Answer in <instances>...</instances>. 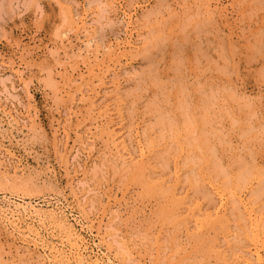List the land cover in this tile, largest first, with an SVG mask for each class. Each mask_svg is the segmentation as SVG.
I'll use <instances>...</instances> for the list:
<instances>
[{
    "label": "rangeland",
    "instance_id": "1",
    "mask_svg": "<svg viewBox=\"0 0 264 264\" xmlns=\"http://www.w3.org/2000/svg\"><path fill=\"white\" fill-rule=\"evenodd\" d=\"M263 34L264 0H0V205L54 209L86 264H258ZM19 225L0 210V264H76L56 223Z\"/></svg>",
    "mask_w": 264,
    "mask_h": 264
},
{
    "label": "bare ground",
    "instance_id": "2",
    "mask_svg": "<svg viewBox=\"0 0 264 264\" xmlns=\"http://www.w3.org/2000/svg\"><path fill=\"white\" fill-rule=\"evenodd\" d=\"M257 1V0H256ZM262 1V0H261ZM259 2V1H258ZM201 13V12H200ZM213 19V18H212ZM195 25V24H194ZM164 29V28H163ZM160 30V29H159ZM214 30V29H213ZM221 30V29H220ZM262 30V29H261ZM260 30V31H261ZM153 32V31H152ZM185 33V32H184ZM192 33V32H191ZM216 33V32H215ZM261 33V32H260ZM78 35V34H77ZM163 35H165V34H163ZM185 35V34H184ZM264 35V34H263ZM219 36V35H218ZM171 37V36H170ZM154 38H155V36H154ZM156 39V38H155ZM186 39V38H185ZM218 39H219V37H218ZM148 40V39H147ZM188 40H189V38H188ZM222 40V39H221ZM224 40V39H223ZM166 41H167V39L166 40H164V42L166 43ZM148 42V41H147ZM163 42V43H164ZM176 42V41H175ZM248 42V41H247ZM150 43V42H149ZM215 43V42H214ZM161 44H162V42H161ZM183 44H185V43H183ZM183 44H181V45H183ZM223 44V43H222ZM250 44V43H249ZM253 45V44H252ZM162 46V45H161ZM178 46V45H177ZM230 46V45H229ZM159 47V46H158ZM226 47V46H225ZM263 47V46H262ZM262 47H259V48H262ZM191 48V47H190ZM176 49V48H175ZM193 49V48H192ZM224 49V48H223ZM222 49V50H223ZM256 49V48H255ZM177 50V49H176ZM199 50V49H198ZM234 50V49H233ZM150 51V50H149ZM157 51H159V50H157ZM249 51H250V49H249ZM261 51V50H260ZM203 52H205V50L203 51ZM58 53V52H57ZM196 53V52H195ZM224 53H225V50H224ZM255 53H256V50H255ZM255 53H253V54H255ZM259 53V52H258ZM252 54V55H253ZM193 55V54H192ZM195 56V55H194ZM211 56V55H210ZM222 56V55H221ZM225 56H227V55H225ZM254 56V55H253ZM202 57H204V55L202 56L201 55V58ZM206 57V59H208L209 58V56H208V54L205 56ZM208 57V58H207ZM190 58V57H189ZM219 58H222V57H219ZM228 58V57H227ZM226 58V59H227ZM236 58V57H235ZM194 59V58H193ZM198 59V58H197ZM234 59V58H233ZM250 59H252V57L250 58ZM254 59V58H253ZM252 59V60H253ZM227 60H229V59H227ZM151 61H152V59H151ZM201 61V60H200ZM199 61V62H200ZM230 61V60H229ZM214 62V61H213ZM219 62V61H218ZM222 62V61H221ZM228 62V61H227ZM152 63V62H151ZM182 63V62H181ZM184 63V62H183ZM217 64V63H216ZM246 64V63H245ZM205 65V64H204ZM230 65V64H229ZM196 66H199V65H196ZM176 67H177V63H176ZM180 67V66H179ZM186 67V66H185ZM229 67V66H228ZM153 68V67H152ZM240 68V67H239ZM173 69H175V67H173ZM152 70V69H151ZM150 70V71H151ZM207 70V69H206ZM230 70V69H229ZM156 71V70H155ZM178 71V70H177ZM199 71V70H198ZM232 71V70H231ZM235 71V70H234ZM250 71V70H249ZM216 72H217V70H216ZM223 72H226V71H223ZM157 73V72H156ZM230 73V72H229ZM228 73V74H229ZM234 73V72H233ZM152 74V73H151ZM207 74V73H206ZM172 75V74H171ZM225 75V74H224ZM230 75V74H229ZM240 75V74H239ZM150 76V75H149ZM157 76V75H156ZM155 76V77H156ZM181 76H182V74H181ZM233 75H231V77H232ZM158 77H159V74H158ZM163 77V76H162ZM227 77H229V76H227ZM255 77V76H254ZM145 78V77H144ZM182 78H183V76H182ZM202 78V77H201ZM209 78V77H208ZM208 78H206V79H208ZM224 78V77H223ZM154 79V78H153ZM171 79V78H170ZM181 79V78H180ZM255 79V78H254ZM258 79V78H257ZM74 80H76V79H74ZM150 80V79H149ZM234 80V79H233ZM153 81V80H152ZM150 82V81H149ZM205 82V81H204ZM203 82V83H204ZM206 82H207V80H206ZM216 82V81H215ZM170 83V82H169ZM172 83V82H171ZM181 84H183L182 82H180ZM185 84V83H184ZM229 84V83H228ZM154 85V84H153ZM156 85V84H155ZM176 85V84H175ZM213 86V85H212ZM188 86H186V88H187ZM206 87V86H205ZM231 87V86H230ZM229 87V88H230ZM172 88V86L170 87V89ZM207 88V87H206ZM238 89V88H237ZM185 90V89H184ZM190 91V90H189ZM232 91V90H231ZM230 91V92H231ZM192 92V91H191ZM190 92V93H191ZM229 92V93H230ZM162 93H164V92H162ZM170 93H171V90H170ZM184 93H185V91H184ZM183 93V94H184ZM237 93V92H236ZM235 93V94H236ZM241 93V92H240ZM202 94V93H201ZM245 95V94H244ZM163 96V95H162ZM169 96V95H168ZM221 96V95H220ZM199 97V96H198ZM226 97H228V96H226ZM252 97V96H251ZM186 98V97H185ZM170 99V98H169ZM187 99V98H186ZM231 99V98H230ZM169 101V100H168ZM209 101H212V100H209ZM242 101V100H241ZM189 102V101H188ZM206 102V101H205ZM208 102V101H207ZM206 102V103H207ZM215 102V101H214ZM157 103H158V101H157ZM165 103V102H164ZM176 103V102H175ZM175 103H174V105H175ZM190 103V102H189ZM167 105V104H166ZM172 105V104H171ZM237 105V104H236ZM250 105V104H249ZM252 105V104H251ZM170 107V106H169ZM202 107H204V106H202ZM227 107V106H226ZM244 107V106H243ZM170 109V108H169ZM175 109V108H174ZM173 109V110H174ZM235 109V108H234ZM177 111V110H176ZM175 111V112H176ZM210 111V110H209ZM250 111V110H249ZM163 112V111H162ZM161 113V112H160ZM166 113H167V111H166ZM193 113V112H192ZM259 113V112H258ZM168 114V113H167ZM166 114V115H167ZM9 115V114H8ZM186 115V114H185ZM2 116V115H1ZM153 116V115H152ZM168 116H169V114H168ZM257 116H258V114H257ZM159 117V116H158ZM261 117V116H260ZM8 118V117H7ZM6 118V119H7ZM164 118V120H165V117H162V119ZM216 118V117H215ZM224 118V117H223ZM191 119V118H190ZM233 119H235V118H233ZM9 120V119H8ZM170 120V119H169ZM3 121V120H2ZM11 121V120H10ZM18 121V120H17ZM1 122V121H0ZM175 122V121H174ZM182 122V121H181ZM187 122V121H186ZM214 122H215V120H214ZM220 122V121H219ZM262 122V121H261ZM13 123V122H12ZM157 123V122H156ZM178 123V122H177ZM225 123V122H224ZM250 123H251V121H250ZM194 124V123H193ZM192 124V125H193ZM222 124V123H221ZM247 124V123H246ZM16 124H14V126H15ZM181 125V124H180ZM179 125V126H180ZM201 125V124H200ZM216 125V124H215ZM6 126V125H5ZM176 126V125H175ZM183 126V125H182ZM191 126V125H190ZM258 126H259V124H258ZM12 127V126H11ZM10 127V128H11ZM219 127V126H218ZM244 127V126H243ZM264 127V126H263ZM165 128V127H164ZM212 128V127H211ZM240 128V127H239ZM12 129V128H11ZM196 129V128H195ZM198 129V128H197ZM105 130V129H104ZM193 130V129H192ZM230 130H231V126H230ZM248 130V129H247ZM253 130V129H252ZM107 131H109V128H108V130ZM165 131V130H164ZM172 131V130H171ZM195 131V130H194ZM224 131V130H223ZM236 131V130H235ZM244 131V130H243ZM249 132H250V130H248ZM248 131H246V132H248ZM253 131H255V130H253ZM1 132V131H0ZM176 132V131H175ZM203 132V131H202ZM2 133V132H1ZM0 133V134H1ZM7 133V132H6ZM163 133V132H162ZM201 133V132H200ZM214 133V132H213ZM251 133V132H250ZM4 134V133H3ZM111 134H112V131H111ZM157 134V133H156ZM161 134V133H160ZM177 134V133H176ZM204 134H205V132H204ZM209 134V133H208ZM226 134V133H225ZM259 134V133H258ZM14 135V134H13ZM110 135V134H109ZM248 135V134H247ZM257 135V134H256ZM6 136V135H5ZM10 136V135H9ZM165 136V135H164ZM163 136V137H164ZM170 136V135H169ZM245 136V135H244ZM243 136V137H244ZM251 136V135H250ZM13 137V136H12ZM11 137V138H12ZM113 137V136H112ZM161 137V136H160ZM220 137V136H219ZM228 137V136H227ZM241 137V136H240ZM260 137H261V135H260ZM162 138V137H161ZM180 138V137H179ZM178 138V139H179ZM165 139V138H164ZM163 138H162V141L164 140ZM199 139V138H198ZM224 139H226V137L224 138ZM244 139V138H243ZM251 139V138H250ZM250 139H248L249 141H250ZM263 139V138H262ZM234 140V139H233ZM253 140H255V139H253ZM13 141V140H12ZM149 141H150V139H149ZM169 141H170V139H169ZM179 141V140H178ZM178 141H177V143H178ZM2 142V141H1ZM190 142V141H189ZM196 142V141H195ZM216 142V141H215ZM241 142V141H240ZM257 142V141H256ZM261 142V141H260ZM263 142V141H262ZM228 143V142H227ZM116 144V143H115ZM189 144V143H188ZM187 144V145H188ZM192 144V143H191ZM199 144V143H198ZM237 144V143H236ZM264 144V143H263ZM166 145V144H165ZM169 145V144H168ZM178 145V144H177ZM2 146V145H1ZM150 146H152V145H150ZM167 146V145H166ZM216 146V145H215ZM244 146V145H243ZM255 146H257V145H255ZM147 147V146H146ZM214 147V146H213ZM216 147H218V146H216ZM248 147V146H247ZM2 148V147H1ZM0 148V149H1ZM124 148V147H123ZM177 148H179V147H177ZM210 148V147H209ZM219 148V147H218ZM229 148V147H228ZM254 148V147H253ZM175 149V148H174ZM176 150V149H175ZM209 150V149H208ZM229 150V149H228ZM242 150H244V149H242ZM251 150V149H250ZM154 151V150H153ZM142 152V151H141ZM209 152H211V151H209ZM218 152H220V151H218ZM244 152H246V151H244ZM2 153V152H1ZM183 153V152H182ZM191 153V152H190ZM189 153V154H190ZM208 153V152H207ZM217 153V152H216ZM215 153V154H216ZM247 153V152H246ZM253 153H255V151L253 152ZM106 154V153H105ZM111 154V153H110ZM242 153H240V155H241ZM244 154V153H243ZM242 154V155H243ZM256 154V153H255ZM117 155V154H116ZM184 155V154H183ZM213 155V154H212ZM220 155V154H219ZM249 155V154H248ZM248 155H247V157H248ZM235 156V155H234ZM122 157V156H121ZM212 157V156H211ZM219 157V156H218ZM217 157V158H218ZM215 158V157H214ZM232 158V157H231ZM254 158V157H253ZM257 158V157H256ZM124 159V158H123ZM219 159V158H218ZM246 159V158H245ZM255 159V158H254ZM242 160H244V159H242ZM248 160V159H247ZM253 160V159H252ZM146 161V160H145ZM192 161V160H191ZM204 161V160H203ZM219 161H221L220 159H219ZM213 162V161H212ZM251 162V161H250ZM255 162V161H254ZM256 162H257V160H256ZM262 162V161H261ZM224 163V162H223ZM234 163H236V162H234ZM194 165H196V164H194ZM204 165V164H203ZM238 165V164H237ZM259 165H261V164H259ZM137 166V165H136ZM158 166V165H157ZM224 166V165H223ZM226 166V165H225ZM241 166V165H240ZM247 166V165H246ZM227 167V166H226ZM179 168V167H178ZM232 168V167H231ZM240 168V167H239ZM247 169V168H246ZM258 169H260V168H258ZM198 171V170H197ZM221 171V170H220ZM229 171V170H228ZM255 171V170H254ZM258 171V170H257ZM256 171V173H258ZM18 172V171H17ZM190 172H193V171H191L190 170ZM198 172H200V170L198 171ZM233 172V171H232ZM243 172V171H242ZM262 172L264 173V171H263V169H262ZM197 173V172H196ZM201 173H202V171H201ZM205 173V172H204ZM219 173V172H218ZM227 173V172H226ZM161 174V173H160ZM221 174H222V171H221ZM220 174V175H221ZM244 174V173H243ZM253 174V173H252ZM36 175H38V174H36ZM139 175V174H138ZM178 175V174H177ZM202 175V174H201ZM219 175V176H220ZM228 175V174H227ZM246 175V174H245ZM257 175V174H256ZM39 176V175H38ZM37 177V176H36ZM40 177V176H39ZM38 177V178H39ZM150 177V176H149ZM177 177V176H176ZM209 177V176H208ZM231 177V176H230ZM234 177V176H233ZM235 177H236V175H235ZM246 177H247V175H246ZM254 177H255V175H254ZM189 178H191V175L189 176ZM193 178H195V175H194V177ZM202 178V177H201ZM204 178V177H203ZM219 178V177H218ZM245 178V177H244ZM220 179V178H219ZM237 179V178H236ZM249 179V178H248ZM140 180V179H139ZM152 181V180H151ZM160 181V180H159ZM164 181V180H163ZM204 181V180H203ZM232 181V180H231ZM246 181V180H245ZM260 181V180H259ZM37 182V181H36ZM82 182V181H81ZM142 182V181H141ZM140 182V183H141ZM146 182V181H145ZM153 182V181H152ZM176 182V181H175ZM199 182H201V181H199ZM151 182H149L148 184H150ZM202 183V182H201ZM203 183H205V182H203ZM236 183V182H235ZM253 183V182H252ZM142 184H143V182H142ZM237 184V183H236ZM252 185V184H251ZM263 185V184H262ZM152 186V185H151ZM175 186L177 187V185L175 184ZM174 186V187H175ZM233 186V185H232ZM240 186V185H239ZM246 186V185H245ZM255 186V185H254ZM259 186V185H258ZM258 186H257V188H258ZM88 187V186H87ZM206 187V186H205ZM236 187H238V185L236 186ZM262 187V186H261ZM153 188V187H152ZM173 188V187H172ZM199 188H201V187H199ZM212 188V187H211ZM240 188H241V186H240ZM260 188V187H259ZM263 188V187H262ZM162 189V188H161ZM176 189V188H175ZM174 189V190H175ZM197 189V188H196ZM219 189V188H218ZM228 189V188H227ZM155 190V189H154ZM160 190V189H159ZM159 190H156V191H159ZM170 190V189H169ZM241 190V189H240ZM258 190V189H257ZM203 191H204V189H203ZM210 191V190H209ZM259 191V190H258ZM162 192V191H161ZM251 192V191H250ZM253 192H256V191H253ZM155 193V192H154ZM166 194V193H165ZM181 194V193H180ZM204 194V193H203ZM253 194V193H252ZM264 194V193H263ZM164 195V194H163ZM200 195H201V193H200ZM217 195H219L218 193H217ZM241 195V194H240ZM257 195V194H256ZM168 196H169V194H168ZM177 196V195H176ZM222 195H220V197H221ZM161 197V196H160ZM202 197V196H201ZM246 197V196H245ZM166 199H167V197H165ZM185 198V197H184ZM196 198V197H195ZM263 198V197H262ZM163 199V198H162ZM172 199V198H171ZM169 200V201H172V200ZM180 198H178V200H179ZM234 199V198H233ZM243 199V198H242ZM22 200V199H21ZM177 200V201H178ZM210 200V199H209ZM219 200V199H218ZM221 200H222V198H221ZM6 202H8V204H7V206H1L0 205V210L2 211V214H3V216L5 217V220H6V222L8 223V224H11L14 228H19L20 227V223L22 222V220L23 219H30V220H38V221H41V220H43V219H50L52 222H54V223H56L57 224V226L58 227H60L62 230H64L65 232H66V234H65V236H64V238L65 239H67L68 241H71V248L73 249V251L71 252V254L73 255V258H75V262H76V264H86L87 262H86V260H85V258H84V256H82V254H81V252H80V249H79V247H78V240L76 239V237H78V236H76V233L75 232H73L72 231V229H71V227L70 226H72V225H69V224H67L66 223V220L63 218V217H61V216H58V214H57V212L54 210V209H52L51 211H47V212H45V211H42V209L41 208H37V207H35L34 205H32V204H29L28 202L25 204V203H22V202H19L18 200H11L10 198L9 199H6L5 200ZM23 201V200H22ZM160 201H162V200H160ZM165 202H166V200H164ZM211 201V200H210ZM258 201H259V199H258ZM180 202H182V201H180ZM220 202V201H219ZM224 202V201H223ZM254 202V201H253ZM262 202V201H261ZM2 203V202H1ZM5 203V202H4ZM162 203H164V202H162ZM215 203V202H214ZM218 203V202H217ZM240 203V202H239ZM170 204H171V202H170ZM220 204H221V202H220ZM236 204V203H235ZM36 205V204H35ZM41 205H43V204H41ZM238 205V204H237ZM245 205V204H244ZM49 206V205H48ZM53 206V205H52ZM222 206V205H221ZM234 206V205H233ZM264 206V205H263ZM262 206V207H263ZM223 207V206H222ZM57 208V207H56ZM188 208H189V206H188ZM195 208V207H194ZM204 208V207H203ZM215 208V207H214ZM218 209V211H219V208H217ZM254 209H255V206H254ZM43 210H45V209H43ZM173 210V209H172ZM171 210V211H172ZM180 210V209H179ZM233 210H234V208H233ZM232 210V211H233ZM238 210V209H237ZM249 210H251V209H249ZM166 211V210H165ZM234 211H236V210H234ZM234 211H233V213H234ZM242 212V211H241ZM253 212V211H252ZM183 213V212H182ZM218 213V212H217ZM222 213V212H221ZM224 213V212H223ZM222 213V214H223ZM260 213V212H259ZM176 214V213H175ZM228 214V213H227ZM251 214V213H250ZM68 215V214H67ZM180 215V214H179ZM178 215V216H179ZM218 215V214H217ZM261 215V214H260ZM263 215V214H262ZM167 216V215H166ZM177 216V215H176ZM213 216V215H212ZM216 216V215H215ZM223 216V215H222ZM232 216H234V215H232ZM240 216V215H239ZM65 217V216H64ZM202 217V216H201ZM211 217V216H210ZM253 217V216H252ZM3 218V217H2ZM203 218V217H202ZM224 218V217H223ZM228 218V217H227ZM250 218V217H249ZM254 218H256V217H254ZM167 219H168V217H167ZM174 219V218H173ZM214 219V218H213ZM217 219V218H216ZM220 218H218V220H219ZM233 219V218H232ZM169 220V219H168ZM227 220V219H226ZM230 219H228V221L227 222H229V223H231L230 221H229ZM2 221V220H1ZM236 221V220H235ZM234 221V222H235ZM244 221H246V220H244ZM243 221V222H244ZM257 221V220H256ZM37 222V221H36ZM172 222V221H171ZM212 222H214V221H212ZM247 222V221H246ZM4 223V222H3ZM181 223V222H180ZM185 223H186V225H187V222H186V219H185ZM237 223V222H236ZM260 223V222H259ZM34 224V223H33ZM37 224V223H36ZM172 224H173V222H172ZM175 224V223H174ZM179 224V223H178ZM217 224H220V223H217ZM223 224V223H222ZM227 224V223H226ZM7 225V224H6ZM181 225V224H180ZM186 225H184L185 226V228H186ZM208 225V224H207ZM214 225H216V223L214 224ZM239 225V224H238ZM264 225V224H263ZM2 226H3V224H2ZM213 226V225H212ZM218 226H221V225H218ZM228 226H229V224H228ZM250 226V225H249ZM12 227V228H13ZM75 227V226H74ZM224 227V226H223ZM233 227V226H232ZM236 227V226H235ZM239 227V226H238ZM253 227V226H252ZM8 228H9V226H8ZM29 228V231L31 230L30 228L31 227H28ZM163 228V227H162ZM212 228H214V227H212ZM218 228V227H217ZM53 229V228H52ZM52 229H50V230H52ZM188 229V228H187ZM195 229V228H194ZM193 229V230H194ZM200 229V228H199ZM224 229H225V227H224ZM254 229H255V227H254ZM186 230V229H185ZM214 230V229H213ZM216 230H218V229H216ZM226 230V229H225ZM229 230V229H228ZM238 230V229H237ZM258 230V229H257ZM19 231V233L21 232L20 230H18ZM26 231V230H25ZM202 231V230H201ZM220 231H221V229H220ZM229 232V231H228ZM250 232V231H249ZM258 232V231H257ZM188 234L190 233V232H187ZM216 233V232H215ZM220 233V232H219ZM223 233H224V231H223ZM244 233V232H243ZM248 233V232H247ZM57 234V233H56ZM190 234H192V232L190 233ZM229 234H230V232H229ZM258 234H260V233H258ZM21 235V234H20ZM42 235V234H41ZM64 235V234H63ZM170 235V234H169ZM233 235V234H232ZM238 235V234H237ZM255 235V234H254ZM17 236V235H16ZM28 237H29V235H27ZM112 236H113V234H112ZM154 236H156V235H154ZM234 236V235H233ZM235 236H236V234H235ZM81 237V236H80ZM159 236H157V238H158ZM224 237V236H223ZM230 237V236H229ZM30 238V237H29ZM62 238V237H61ZM63 238V239H64ZM217 238V236L215 237V239ZM52 239V238H51ZM180 239V238H179ZM23 240V239H22ZM152 241V240H151ZM168 241V240H167ZM29 242V241H28ZM216 242V241H215ZM224 242V241H223ZM247 242V241H246ZM69 243V242H68ZM179 243V242H178ZM196 243V242H195ZM229 243V242H228ZM242 243V242H241ZM23 244V243H22ZM30 244V243H29ZM155 244V243H154ZM194 244V243H193ZM215 244V243H214ZM219 244V243H218ZM33 245H35V244H33ZM54 245V244H53ZM62 245V244H61ZM221 245H223V244H221ZM38 246V245H37ZM156 246H157V244H156ZM181 246V245H180ZM210 246V245H209ZM224 246V245H223ZM250 246V245H249ZM22 247H23V245H22ZM45 247V246H44ZM62 247V246H61ZM206 247H208V246H206ZM262 247V246H261ZM264 247V246H263ZM262 247V248H263ZM52 248V247H51ZM60 248V247H59ZM88 248V247H87ZM212 248H214V247H212ZM219 249L221 248V247H218ZM237 248V247H236ZM19 249H21V248H19ZM46 249V248H45ZM209 249V248H208ZM226 249V248H225ZM225 249H223V250H225ZM239 249V248H238ZM251 249V248H250ZM18 250V249H17ZM71 250V249H70ZM83 250V249H82ZM87 250V249H86ZM131 250V249H130ZM221 250V249H220ZM122 251V250H121ZM200 251V250H199ZM213 251H214V253H215V250L213 249L212 250V253H213ZM259 251V250H258ZM258 251H257V253H258ZM53 252V251H52ZM216 252H218V251H216ZM242 252V251H241ZM250 252V251H249ZM40 253V252H39ZM219 254H221L222 252H218ZM251 253V252H250ZM256 253V252H255ZM33 254V253H32ZM226 254V253H225ZM239 254V253H238ZM53 255V254H52ZM40 256V254L38 255V257ZM193 256V255H192ZM256 256L257 257H254L255 258V262H257L258 264H260L264 259V257L262 258L260 255H259V253L258 254H256ZM30 257V256H29ZM35 257V256H34ZM37 257V258H38ZM226 257V256H225ZM244 257V256H243ZM247 257V256H246ZM28 258V257H27ZM63 258H65V260L66 261H68L69 259L67 258V257H62L61 259L63 260ZM97 258V257H96ZM125 258V257H124ZM205 258V257H204ZM241 258V257H240ZM249 258V257H248ZM59 259V258H58ZM101 259V258H100ZM106 259V258H105ZM104 259V260H105ZM233 259V258H232ZM239 259V258H238ZM38 260V259H37ZM109 260V259H108ZM221 260H222V258H221ZM223 260H225L224 258H223ZM236 260V259H235ZM235 260H234V262H235ZM241 260V259H240ZM240 260H239V262H240ZM243 260V259H242ZM29 261V260H28ZM64 261V260H63ZM125 261V260H124ZM228 261V260H227ZM226 261V262H227ZM247 261V260H246ZM246 261H244L245 262V264L247 263ZM25 262V261H24ZM96 262V261H95ZM101 262V261H100ZM106 262V261H105ZM174 262V261H173ZM223 262H225V261H223ZM229 262H230V260H229ZM238 262V261H237ZM239 262H238V264H239ZM243 262V263H244ZM28 263V262H27ZM41 263V262H40ZM58 263V262H57ZM111 263V262H110ZM204 263V262H203ZM48 264V263H47ZM49 264H51V263H49ZM54 264V263H53ZM66 264H68V263H66ZM90 264V263H89ZM94 264V263H93ZM96 264V263H95ZM99 264V263H98ZM218 264V263H217ZM236 264V263H235ZM252 264V263H251Z\"/></svg>",
    "mask_w": 264,
    "mask_h": 264
}]
</instances>
